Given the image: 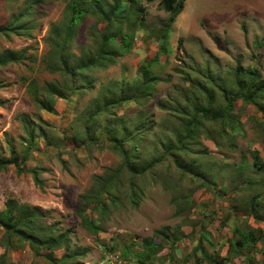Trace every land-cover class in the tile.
<instances>
[{
	"label": "rangeland",
	"instance_id": "374dc122",
	"mask_svg": "<svg viewBox=\"0 0 264 264\" xmlns=\"http://www.w3.org/2000/svg\"><path fill=\"white\" fill-rule=\"evenodd\" d=\"M68 1L0 0V27L12 29L0 34V55H22L0 68V157L16 161L0 172V212L8 200L39 207L70 238L67 251L36 257L17 238L6 247L0 230V264H264V239L243 262L227 257L260 227L251 215L264 220V114L236 98L264 83V1L187 0L166 41L153 38L169 17L158 0H135L128 21V0H120L123 23L111 29L131 35L132 51L88 73L93 81L77 84L83 95L43 98L44 83L57 79L45 67L54 60L49 31ZM98 20L88 14L79 27L72 61L96 53L105 27ZM142 66L151 77L145 94ZM257 101L264 105V94ZM201 107L239 123L199 117L187 138ZM111 181L113 199L106 213H93L101 231L92 234L76 215L81 196ZM245 245L248 252L253 243Z\"/></svg>",
	"mask_w": 264,
	"mask_h": 264
},
{
	"label": "trees",
	"instance_id": "16d2710c",
	"mask_svg": "<svg viewBox=\"0 0 264 264\" xmlns=\"http://www.w3.org/2000/svg\"><path fill=\"white\" fill-rule=\"evenodd\" d=\"M158 1L163 10L169 13V17L160 33H155L153 38L168 41L169 34L171 33L170 30H172L176 19L183 12L187 0ZM135 2V0H128L129 8L125 11L127 21L128 16L133 15L132 8ZM119 4L120 0H115L112 4L107 0H69L66 3L61 20L51 26L47 39L50 48L49 55L51 58L53 57L54 60L51 63H47L45 67L50 73L56 75L57 79L54 84L44 83L46 94L43 95V98L48 96L70 100L72 97L78 95L79 92L83 95L85 85H78V88L77 84H79L80 81H93V79L87 75L88 73L93 72L94 70H107L108 68L113 67L117 60L132 51L133 40L131 35H129V33L124 35V32L120 27H117L114 31L111 29V26L113 27L114 24H120L123 20L121 15L117 14ZM108 5L110 9L109 11H106L105 7ZM88 14L98 18V22L100 21L105 24V27L96 44V53L86 57L83 56L82 52L81 56L76 57V60L72 61L74 55L72 53L70 54L71 46L76 41L79 27L85 22V18ZM7 32H12V29L8 27H0V34H5ZM181 42L182 39L179 40V44ZM157 57L158 55L155 56L156 59ZM21 59L22 55H17L16 52L7 50L0 55V68L9 64L18 63ZM154 62L156 63V60ZM146 68V66L141 67V70H145L144 78L140 86V89L144 94L147 89V81L151 78L149 77L148 80L145 78L147 73H149ZM237 70L236 71L239 74L241 69ZM247 74L249 75V79L251 78L250 86L254 87L252 81L255 73H253L251 69H248ZM60 78H62V82L60 81ZM88 85L91 87L90 90L95 89L93 82L88 83ZM259 93L264 94V83L260 87H257L253 92H242L236 98L242 99L245 103H253L258 111L264 114V105L257 101V94ZM133 99V96L120 97L118 100L110 101L109 104L113 107H118L125 102L132 101ZM34 100L39 103L43 109H50V107H47V104H45L39 97H35ZM232 106L233 103L228 105L227 112H230ZM197 111L198 112L193 115L186 128L187 138H189L190 132H193V128L198 126L199 117H202L204 120H222L230 122L231 124L232 122L234 124L239 123L237 118L229 117V113L220 112L208 117V109H205V107H201V109H198ZM122 152L126 155L125 159L127 161V151L122 148ZM254 154L255 160H258L259 158L261 159L259 153ZM14 164H16V161L0 157V172ZM153 164L154 163H151L149 166H152ZM177 165L182 171H187L181 164H179V162ZM253 167H258V164L253 163ZM262 167L264 169V165H262ZM113 188H115V183L111 181L99 192L95 194L89 192L88 194L81 196L82 205L76 211V215L79 218L82 227L88 232L98 234L101 231L98 223L93 220V213L100 210V213L103 214V212L106 213L109 210L107 199H113V195H110L111 193L109 191ZM257 198L258 196L254 197V199ZM133 204L137 205L138 203L134 202ZM45 216V212L39 207H30L28 205L19 204L15 200H8L5 210L0 212V230H2V239L5 246H11L13 239L17 238L28 243L31 252L36 257L47 256L57 249L67 251L70 248L68 231L63 233L57 232L53 225L47 223ZM236 232H239V229H237L235 233ZM262 232L264 231H261V229H258L255 232L249 231L243 236V238L234 242V244H232L233 241L230 242L234 249L241 250L246 247L245 241H252L253 245L248 251V257L250 258V254L256 250V244L264 239V233ZM160 251H162V249L157 250L158 253ZM62 258L66 259L67 257L64 255ZM208 259H210V257H208ZM53 260L54 259H51V263Z\"/></svg>",
	"mask_w": 264,
	"mask_h": 264
},
{
	"label": "crops",
	"instance_id": "0c3cea01",
	"mask_svg": "<svg viewBox=\"0 0 264 264\" xmlns=\"http://www.w3.org/2000/svg\"><path fill=\"white\" fill-rule=\"evenodd\" d=\"M264 1V0H263ZM257 217V216H256ZM256 217L254 216V215H251V218L253 219L254 218V220L252 221L253 222V225H255L256 223H258V225L260 226L258 229H260V228H262V229H264V224L262 223L264 220H256ZM257 229V230H258ZM262 241V240H261ZM261 241H259V242H261ZM258 242V243H259ZM258 243L256 244V246L258 245ZM243 251H246V254L244 255V253L242 254V252ZM237 252H239L238 254H240V256L238 257V258H235V255L234 254H236ZM253 253V252H252ZM251 253V254H252ZM248 254V252H247V250L246 249H241V250H235L234 252H231L229 255H227V257H230L231 258V260H233L234 262H238V260H241V262H243V261H245L246 260V256H248L247 255ZM250 254V255H251Z\"/></svg>",
	"mask_w": 264,
	"mask_h": 264
}]
</instances>
